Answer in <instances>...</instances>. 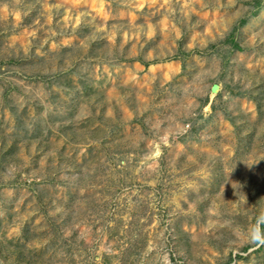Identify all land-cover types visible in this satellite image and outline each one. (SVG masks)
Returning a JSON list of instances; mask_svg holds the SVG:
<instances>
[{"label": "rangeland", "instance_id": "374dc122", "mask_svg": "<svg viewBox=\"0 0 264 264\" xmlns=\"http://www.w3.org/2000/svg\"><path fill=\"white\" fill-rule=\"evenodd\" d=\"M0 264H264V0H0Z\"/></svg>", "mask_w": 264, "mask_h": 264}]
</instances>
